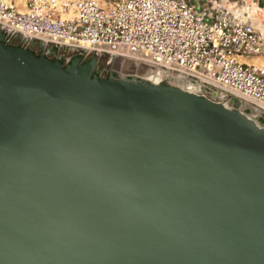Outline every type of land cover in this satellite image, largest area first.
I'll use <instances>...</instances> for the list:
<instances>
[{
  "label": "water",
  "instance_id": "obj_1",
  "mask_svg": "<svg viewBox=\"0 0 264 264\" xmlns=\"http://www.w3.org/2000/svg\"><path fill=\"white\" fill-rule=\"evenodd\" d=\"M0 28V264H264V127Z\"/></svg>",
  "mask_w": 264,
  "mask_h": 264
},
{
  "label": "built area",
  "instance_id": "obj_2",
  "mask_svg": "<svg viewBox=\"0 0 264 264\" xmlns=\"http://www.w3.org/2000/svg\"><path fill=\"white\" fill-rule=\"evenodd\" d=\"M0 28L102 58L101 74L170 84L264 127V31L188 0H0Z\"/></svg>",
  "mask_w": 264,
  "mask_h": 264
},
{
  "label": "crops",
  "instance_id": "obj_3",
  "mask_svg": "<svg viewBox=\"0 0 264 264\" xmlns=\"http://www.w3.org/2000/svg\"><path fill=\"white\" fill-rule=\"evenodd\" d=\"M197 9L206 8L210 16L222 11L241 16L256 29L264 31V0H188Z\"/></svg>",
  "mask_w": 264,
  "mask_h": 264
},
{
  "label": "rangeland",
  "instance_id": "obj_4",
  "mask_svg": "<svg viewBox=\"0 0 264 264\" xmlns=\"http://www.w3.org/2000/svg\"><path fill=\"white\" fill-rule=\"evenodd\" d=\"M253 61L263 62L264 61V54H263V56H260L259 58H253Z\"/></svg>",
  "mask_w": 264,
  "mask_h": 264
},
{
  "label": "bare ground",
  "instance_id": "obj_5",
  "mask_svg": "<svg viewBox=\"0 0 264 264\" xmlns=\"http://www.w3.org/2000/svg\"><path fill=\"white\" fill-rule=\"evenodd\" d=\"M190 92H191V90H190Z\"/></svg>",
  "mask_w": 264,
  "mask_h": 264
}]
</instances>
